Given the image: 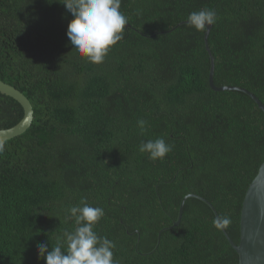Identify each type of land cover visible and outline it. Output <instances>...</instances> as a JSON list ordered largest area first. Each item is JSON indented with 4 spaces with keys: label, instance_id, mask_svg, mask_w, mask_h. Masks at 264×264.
<instances>
[{
    "label": "trees",
    "instance_id": "obj_1",
    "mask_svg": "<svg viewBox=\"0 0 264 264\" xmlns=\"http://www.w3.org/2000/svg\"><path fill=\"white\" fill-rule=\"evenodd\" d=\"M205 8L217 14L215 85L264 103V0H121L124 39L100 64L72 50L59 0H0V80L34 109L0 153V264H46L37 245L51 250L74 231L65 217L82 199L104 210L94 231L114 242L118 264H239L217 215L239 244L264 163V112L243 91L210 86L206 30L186 23ZM23 114L0 93V129ZM157 138L172 151L154 162L139 145ZM188 194L217 215L190 197L172 228Z\"/></svg>",
    "mask_w": 264,
    "mask_h": 264
},
{
    "label": "clouds",
    "instance_id": "obj_2",
    "mask_svg": "<svg viewBox=\"0 0 264 264\" xmlns=\"http://www.w3.org/2000/svg\"><path fill=\"white\" fill-rule=\"evenodd\" d=\"M71 13L72 20L67 27L66 35L72 50L88 62L100 64L109 50L124 39L128 17L120 11L121 0H59ZM217 14L212 9L193 11L187 17V25L198 32L209 29L216 23ZM140 133L146 132V121L138 122ZM4 142L0 141V153ZM139 151L147 154L152 161L163 160L172 151V146L164 138L148 140L139 145ZM66 220L74 221V231H65L62 240L51 250L48 244L37 245L38 256L46 264H118L113 259L114 242L107 237L98 236L94 231L96 224L105 215L101 207L89 205L82 199L78 206L68 209ZM227 218L221 223L228 224ZM66 245V250H63Z\"/></svg>",
    "mask_w": 264,
    "mask_h": 264
},
{
    "label": "water",
    "instance_id": "obj_3",
    "mask_svg": "<svg viewBox=\"0 0 264 264\" xmlns=\"http://www.w3.org/2000/svg\"><path fill=\"white\" fill-rule=\"evenodd\" d=\"M128 27H130L128 25ZM213 25L206 30L205 45L209 53L211 66L209 73V83L215 91L240 90L248 94L264 112V103L252 92L245 88L235 86L218 87L214 82L215 74V58L209 47V35ZM0 93L14 99L23 108V118L13 127L0 129V141L14 139L24 134L32 125L34 120V109L31 101L16 87L0 80ZM195 197L206 202L215 212V207L204 197L197 194L186 195L180 204L178 220L171 226L180 225L183 217L184 206L188 198ZM217 215V212H216ZM220 227L231 246L239 255V264H264V163L259 168L258 174L249 185L241 211L240 221V242L236 244L226 231L217 215ZM162 232L159 234L160 242Z\"/></svg>",
    "mask_w": 264,
    "mask_h": 264
}]
</instances>
